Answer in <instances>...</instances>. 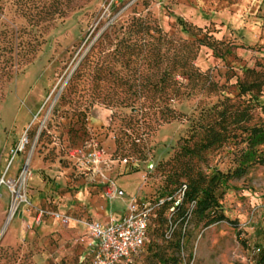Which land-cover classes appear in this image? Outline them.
I'll use <instances>...</instances> for the list:
<instances>
[{"label": "rangeland", "instance_id": "rangeland-1", "mask_svg": "<svg viewBox=\"0 0 264 264\" xmlns=\"http://www.w3.org/2000/svg\"><path fill=\"white\" fill-rule=\"evenodd\" d=\"M65 19L45 34L36 58L2 83L0 102V264H91L85 223L122 213L133 197L151 199L171 186L186 163L175 160L204 107L230 97L264 122V88L243 94L245 71H264V0H64ZM0 11V32L25 20L9 3ZM150 16L177 45L198 46L196 66L218 94L193 95L173 105L185 115L143 135L147 159L122 156L118 140L133 116L94 101L91 83L69 85L81 59L102 40L115 47L133 17ZM186 23V24H184ZM202 30H198V28ZM217 41L219 50L200 45ZM186 83L185 78H181ZM248 132L192 162L193 172H233L248 147ZM244 174L217 191L219 206L185 223L184 247L153 222L151 247L136 264H158L157 255L179 264H256L264 248V145ZM184 180V179H183ZM120 197L110 199L114 190ZM16 208L11 215L13 205ZM112 212V213H110ZM110 213V214H109ZM224 213L228 220L218 221ZM109 214V215H108ZM115 216V215H114ZM169 216V215H168ZM120 217V216H116Z\"/></svg>", "mask_w": 264, "mask_h": 264}, {"label": "trees", "instance_id": "trees-1", "mask_svg": "<svg viewBox=\"0 0 264 264\" xmlns=\"http://www.w3.org/2000/svg\"><path fill=\"white\" fill-rule=\"evenodd\" d=\"M8 3L25 20V24L20 28L5 27L0 32V102L4 95V80H13L26 64L36 58L46 43V32L60 20L63 21L67 14L63 7L64 0H0V11H4ZM121 35L117 37L115 47L109 51L104 48L102 40L97 41L81 59L69 85L91 83L94 96L91 104L96 100L107 107L132 111L133 116L125 126L131 129V133L123 129L122 137L118 140L119 148L122 156L130 155L144 161L148 148L143 135L162 122L185 115L176 109L173 102L197 94L212 97L218 94V87L211 76L200 71L195 64L198 46H194V43L177 45L170 41L150 16L133 17L129 26L121 30ZM199 42L214 51L219 50L217 41L203 38ZM181 78L187 82H182ZM238 83L243 94L261 92L264 88V71L248 69ZM231 99L228 96L219 98L211 107L202 109L191 128L190 137L185 139L174 157L176 161L184 157L186 163L180 171L175 172L178 173L175 178L170 176L171 186L168 185L164 192L151 198L154 202L163 199L164 203L151 214L148 241L142 253L151 247L150 234L154 221L158 229L165 227V236L169 233L170 237L175 236L171 244L175 250H181L184 247L185 223L192 216L203 219L211 209L218 207L219 187H227L231 178L244 174L246 167L257 158V146L264 145V122L248 127L253 119L250 108L236 105ZM240 131L248 132L249 144L243 151L240 165L233 172L224 173L218 169L210 175L202 170L193 172L190 162L194 158L203 157L205 152L237 137ZM258 160L264 163V159ZM184 186L183 200L176 205ZM192 201L196 202V206L190 216L188 212ZM172 207H175L174 211H171ZM215 219L228 220V217L219 213ZM140 256L131 263L123 261L119 264H136ZM157 257L158 264H179V259L174 256ZM88 258L92 264L89 255ZM256 264H264V248L260 250Z\"/></svg>", "mask_w": 264, "mask_h": 264}, {"label": "built area", "instance_id": "built-area-1", "mask_svg": "<svg viewBox=\"0 0 264 264\" xmlns=\"http://www.w3.org/2000/svg\"><path fill=\"white\" fill-rule=\"evenodd\" d=\"M186 186L179 193L176 205H179L185 195ZM113 201L120 197V191L114 187L110 193ZM164 203L161 199L157 202L151 199L133 197L127 203L124 213L120 217L110 214L107 222L97 220L87 221V233L90 235L88 255L92 264H119L131 263L140 256L144 245L148 241V226L152 212L158 205ZM196 206L190 202L189 215ZM175 207L171 208L174 211ZM170 235H168L169 237Z\"/></svg>", "mask_w": 264, "mask_h": 264}, {"label": "crops", "instance_id": "crops-1", "mask_svg": "<svg viewBox=\"0 0 264 264\" xmlns=\"http://www.w3.org/2000/svg\"><path fill=\"white\" fill-rule=\"evenodd\" d=\"M120 194H122V191H120ZM126 206H127V204H126ZM126 206H125V208H126ZM125 211V210H124ZM124 211L122 212V213H118L117 215L116 214H114L115 216H121L123 213H124ZM110 213H112V212H110ZM109 213V214H110ZM108 214V215H109ZM95 220H97V221H101V222H107L108 221V216L106 217V218H104V219H95ZM86 230H87V227H86Z\"/></svg>", "mask_w": 264, "mask_h": 264}, {"label": "bare ground", "instance_id": "bare-ground-1", "mask_svg": "<svg viewBox=\"0 0 264 264\" xmlns=\"http://www.w3.org/2000/svg\"><path fill=\"white\" fill-rule=\"evenodd\" d=\"M15 208H16V203L13 205V208H12L13 210H11V215H10L9 219H11V216L13 215Z\"/></svg>", "mask_w": 264, "mask_h": 264}]
</instances>
